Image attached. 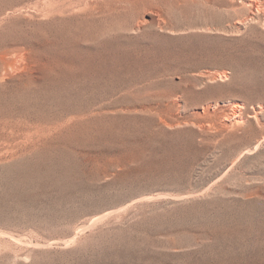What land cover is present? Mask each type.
<instances>
[{
  "label": "rangeland",
  "instance_id": "obj_1",
  "mask_svg": "<svg viewBox=\"0 0 264 264\" xmlns=\"http://www.w3.org/2000/svg\"><path fill=\"white\" fill-rule=\"evenodd\" d=\"M251 2L0 0V264H264Z\"/></svg>",
  "mask_w": 264,
  "mask_h": 264
},
{
  "label": "bare ground",
  "instance_id": "obj_2",
  "mask_svg": "<svg viewBox=\"0 0 264 264\" xmlns=\"http://www.w3.org/2000/svg\"><path fill=\"white\" fill-rule=\"evenodd\" d=\"M261 2V1H260ZM264 4V3H263ZM263 4H260L259 2L258 3H255V2H251V6L252 7H256L257 9H258V11H260V10H262V9H264L263 7H261V5H263ZM234 115V114H233ZM236 115V114H235ZM232 117H234V116H232ZM236 117H240V115H236ZM229 128V127H228Z\"/></svg>",
  "mask_w": 264,
  "mask_h": 264
}]
</instances>
